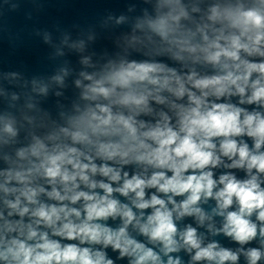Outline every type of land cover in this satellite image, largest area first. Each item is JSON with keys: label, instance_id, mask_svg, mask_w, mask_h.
<instances>
[{"label": "clouds", "instance_id": "obj_1", "mask_svg": "<svg viewBox=\"0 0 264 264\" xmlns=\"http://www.w3.org/2000/svg\"><path fill=\"white\" fill-rule=\"evenodd\" d=\"M142 3L0 69V264H264V0Z\"/></svg>", "mask_w": 264, "mask_h": 264}]
</instances>
